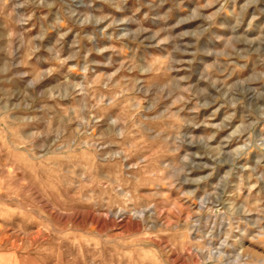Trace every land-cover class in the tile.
Instances as JSON below:
<instances>
[{
    "label": "rangeland",
    "instance_id": "rangeland-1",
    "mask_svg": "<svg viewBox=\"0 0 264 264\" xmlns=\"http://www.w3.org/2000/svg\"><path fill=\"white\" fill-rule=\"evenodd\" d=\"M2 230L36 264H264V0H0Z\"/></svg>",
    "mask_w": 264,
    "mask_h": 264
},
{
    "label": "crops",
    "instance_id": "crops-1",
    "mask_svg": "<svg viewBox=\"0 0 264 264\" xmlns=\"http://www.w3.org/2000/svg\"><path fill=\"white\" fill-rule=\"evenodd\" d=\"M3 230L0 231V264H36L33 256H22L19 247L6 246ZM7 262V263H6Z\"/></svg>",
    "mask_w": 264,
    "mask_h": 264
}]
</instances>
